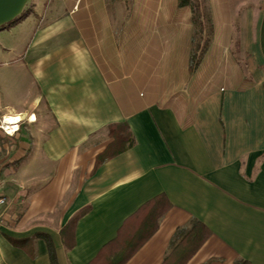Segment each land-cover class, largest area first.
<instances>
[{
    "label": "crops",
    "instance_id": "obj_1",
    "mask_svg": "<svg viewBox=\"0 0 264 264\" xmlns=\"http://www.w3.org/2000/svg\"><path fill=\"white\" fill-rule=\"evenodd\" d=\"M208 3L195 71L179 0L123 19L107 0H34L0 30V123L35 127L0 131V264H51L46 237L58 264H93L135 235L126 264H175L196 223L186 264H264V0ZM111 126L134 144L104 161Z\"/></svg>",
    "mask_w": 264,
    "mask_h": 264
},
{
    "label": "trees",
    "instance_id": "obj_2",
    "mask_svg": "<svg viewBox=\"0 0 264 264\" xmlns=\"http://www.w3.org/2000/svg\"><path fill=\"white\" fill-rule=\"evenodd\" d=\"M121 1L126 6V11L128 16L130 12L131 3L133 0H121ZM107 3L110 8V6H113V3H115V0H113V2L112 0H107ZM179 4L181 7H189L192 10V23L194 26V35L192 41L190 66H191V71H195L201 64L212 42V37L214 34V25L211 14V8L209 6L208 0H179ZM28 12H30L29 9ZM28 12L24 13L20 18H18L12 24L6 27H10L16 24L19 20L24 19L27 16ZM121 129L122 128L120 126L119 128L118 126L110 127V135L113 136L115 141L111 145L110 147L111 149L109 148V150L105 152L106 156H104L103 159L104 161L107 159L110 153H112V151L114 150H117L118 147H121V151H120L121 153L127 148L133 146L134 142L132 140L131 135L121 131ZM83 214L84 212L81 213L78 217H80ZM154 217L155 216L153 213L147 215L146 218H144L140 229L141 230L144 229ZM196 224L197 225H195L192 228L191 232L188 234L183 244L180 243L173 250L172 254L177 252V250L178 251L183 250L182 257H179V259L175 261V264H186L189 258H191V256L198 250L199 246L204 242L205 238L202 235H200L198 230L196 229V227L198 225L200 226V224L199 223ZM45 240L49 247L51 264H58V260L56 257V253L52 241L48 237H46ZM140 241L141 239H139L136 235L134 238H131L127 241L122 242L120 240H116L104 248V250L100 253V255L97 258V263L95 261V263L93 264H99L100 261L101 262L103 261L102 264H126L139 248ZM242 264H248V263L244 262Z\"/></svg>",
    "mask_w": 264,
    "mask_h": 264
},
{
    "label": "water",
    "instance_id": "obj_3",
    "mask_svg": "<svg viewBox=\"0 0 264 264\" xmlns=\"http://www.w3.org/2000/svg\"><path fill=\"white\" fill-rule=\"evenodd\" d=\"M30 0H0V29L12 24L26 11Z\"/></svg>",
    "mask_w": 264,
    "mask_h": 264
},
{
    "label": "rangeland",
    "instance_id": "obj_4",
    "mask_svg": "<svg viewBox=\"0 0 264 264\" xmlns=\"http://www.w3.org/2000/svg\"><path fill=\"white\" fill-rule=\"evenodd\" d=\"M33 1L34 0H30L28 5H27V8H26V12H28V9L30 10V8H33ZM113 2V0H112ZM119 3V5H117ZM113 8L111 9L112 13L117 15L118 17L122 18L124 17L125 15V8H124V5H123V2L121 0H115V3H113ZM21 20H19L16 24H14L15 26L20 23ZM41 21V18L39 20H37L36 23H39ZM2 123H0L1 125ZM20 129V134L22 135H30L32 136L33 135V131L35 130V127L34 126H31L29 125V123H20L19 126H18V130ZM1 131V130H0ZM2 132V131H1ZM0 132V133H1ZM1 135H6L4 132L1 133Z\"/></svg>",
    "mask_w": 264,
    "mask_h": 264
},
{
    "label": "built area",
    "instance_id": "obj_5",
    "mask_svg": "<svg viewBox=\"0 0 264 264\" xmlns=\"http://www.w3.org/2000/svg\"><path fill=\"white\" fill-rule=\"evenodd\" d=\"M1 123H2V124L0 125V130H1L2 132H4L6 135H8V136L13 135V134H15V133L18 131V130H17V131H13V132H11V131L5 129V127H4V125H3V123H4V119L2 120ZM7 205H8V199L6 198V196H4V195H0V218H1V215H2L3 211H4L5 208L7 207Z\"/></svg>",
    "mask_w": 264,
    "mask_h": 264
},
{
    "label": "bare ground",
    "instance_id": "obj_6",
    "mask_svg": "<svg viewBox=\"0 0 264 264\" xmlns=\"http://www.w3.org/2000/svg\"><path fill=\"white\" fill-rule=\"evenodd\" d=\"M22 119L20 117L16 118H7L5 123H3L5 129L13 132L18 130L19 123ZM32 120L35 121V116L32 117Z\"/></svg>",
    "mask_w": 264,
    "mask_h": 264
}]
</instances>
